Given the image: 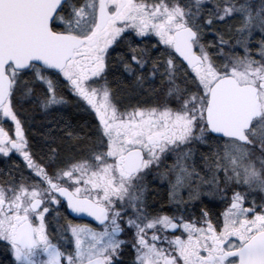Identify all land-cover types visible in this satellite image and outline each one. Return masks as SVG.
Returning <instances> with one entry per match:
<instances>
[{
    "label": "snow or ice",
    "instance_id": "obj_1",
    "mask_svg": "<svg viewBox=\"0 0 264 264\" xmlns=\"http://www.w3.org/2000/svg\"><path fill=\"white\" fill-rule=\"evenodd\" d=\"M114 59L153 99L123 102ZM65 88L95 123L65 121L37 155L22 102L50 113ZM14 154L28 175L0 171L11 264H264V0H0V157Z\"/></svg>",
    "mask_w": 264,
    "mask_h": 264
},
{
    "label": "trees",
    "instance_id": "obj_2",
    "mask_svg": "<svg viewBox=\"0 0 264 264\" xmlns=\"http://www.w3.org/2000/svg\"><path fill=\"white\" fill-rule=\"evenodd\" d=\"M113 63L116 67L111 70L109 79L112 82V87L121 93L124 102V100L133 98L134 93L131 89L129 78L120 67L119 62L114 59ZM125 85H128V87L126 88ZM155 85L157 89L161 87L159 80L155 81ZM65 97H67L66 94ZM67 99L70 102L67 107H64L63 110H54L50 113H41L40 110H37L38 108L36 109V105L33 103H29L28 101L22 102L24 104V109L22 111L26 120L25 128L29 132L33 145L44 148L46 144L52 142L49 139L50 136H62L63 133L59 131V128L64 126L65 121L70 122L74 131L78 132L80 135L87 136L90 134V126L95 123L93 114L86 111L79 104L74 103L71 98ZM49 129L55 130L50 133ZM61 147H63V145ZM37 155H42V153L37 152ZM0 171L4 173L11 171L13 175L17 177H19L21 173L25 176L28 175L25 167L17 159H4L0 157ZM11 259L10 254L0 247V264H11Z\"/></svg>",
    "mask_w": 264,
    "mask_h": 264
},
{
    "label": "flooded vegetation",
    "instance_id": "obj_3",
    "mask_svg": "<svg viewBox=\"0 0 264 264\" xmlns=\"http://www.w3.org/2000/svg\"><path fill=\"white\" fill-rule=\"evenodd\" d=\"M155 81H151L149 85H146V87L153 86V87L157 88V86L155 85ZM133 93H134L133 98H131L129 100H124L125 103H131V104H135L137 102L146 103L149 100L153 99V97L148 95L147 92L133 91ZM65 94L67 95L66 98H71L69 96L70 95L69 93L66 92ZM25 132H26V136L29 139L30 146L34 149V151L39 152V150L41 148L32 144L31 137L29 136V132L27 131L26 128H25ZM34 142H35V140H34ZM44 150L46 151V148ZM149 189L150 190H149L147 195L149 196V198L151 200L152 207L160 208L162 211L167 212L170 206L167 203L166 185L161 183L160 181L156 180L155 178H151L149 181ZM61 211L64 213V215H67L68 219H70V220H74L75 222H87L86 220H79V219H75V218L71 217L68 210L66 209V206L64 208H62Z\"/></svg>",
    "mask_w": 264,
    "mask_h": 264
},
{
    "label": "rangeland",
    "instance_id": "obj_4",
    "mask_svg": "<svg viewBox=\"0 0 264 264\" xmlns=\"http://www.w3.org/2000/svg\"><path fill=\"white\" fill-rule=\"evenodd\" d=\"M62 92H63L64 95H65L66 92L69 93L68 90H67L66 88L63 89ZM69 94H70V93H69ZM69 96L73 99V102H74V103L79 104L80 106H82V107L85 109L86 106L83 105V102H79V103H77L76 98H75L73 95L70 94ZM33 104H34V103H33ZM34 105H36V104H34ZM37 108H38V109H37ZM36 109H37V110H40L41 113H43V111H42L37 105H36ZM60 109L63 110L64 107H63V108H60ZM60 109H58V110H56V111H59ZM53 111H54V110H53ZM44 113H45V112H44ZM25 135H26V132H25ZM2 158H4V157H2ZM4 159H17V160H19V161L22 163V165L25 167V163H24L22 157H20L18 154H14L12 157L4 158ZM25 170H26L27 173H28V170L26 169V167H25ZM50 215H51V213H50Z\"/></svg>",
    "mask_w": 264,
    "mask_h": 264
},
{
    "label": "water",
    "instance_id": "obj_5",
    "mask_svg": "<svg viewBox=\"0 0 264 264\" xmlns=\"http://www.w3.org/2000/svg\"><path fill=\"white\" fill-rule=\"evenodd\" d=\"M68 212H69V210H68ZM70 215H71V217H73L75 219L86 220V221L91 222V218H89V217H76L74 214H70ZM92 223L95 224V222H92Z\"/></svg>",
    "mask_w": 264,
    "mask_h": 264
}]
</instances>
